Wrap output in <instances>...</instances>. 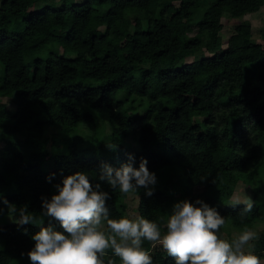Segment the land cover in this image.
<instances>
[{
  "label": "trees",
  "instance_id": "obj_1",
  "mask_svg": "<svg viewBox=\"0 0 264 264\" xmlns=\"http://www.w3.org/2000/svg\"><path fill=\"white\" fill-rule=\"evenodd\" d=\"M263 6L0 0V264H31L41 226L63 231L42 216V199L77 171L109 193L110 218H129L126 199L135 194V218L157 223L162 234L175 203L200 199L225 218L227 236L258 233L245 250L263 264L264 30L256 39L240 20L225 36L223 22ZM142 158L156 176L150 196L143 188L125 195L99 179L103 164L138 168ZM4 200L26 206L42 225L6 221ZM248 200L253 208L242 216ZM142 247L153 264H175L159 244ZM105 258L120 261L111 251Z\"/></svg>",
  "mask_w": 264,
  "mask_h": 264
},
{
  "label": "clouds",
  "instance_id": "obj_2",
  "mask_svg": "<svg viewBox=\"0 0 264 264\" xmlns=\"http://www.w3.org/2000/svg\"><path fill=\"white\" fill-rule=\"evenodd\" d=\"M108 147L114 149L115 145ZM99 179L125 195L143 188L150 196L156 183V176L149 171L144 158L138 168L131 162L118 169L103 164ZM56 188L58 192L50 200L42 199V216L58 221L63 231L51 225L41 226L32 235L35 245L27 253L31 264H105L109 251L121 264H153L150 253L142 247L144 241L162 246L175 264H262L259 256L245 250L250 241L259 238L258 233L245 228L231 242L222 239L219 233L225 218L200 199L195 203L188 200L175 203L166 221L167 231L162 234L157 223L143 216L110 218L106 206L109 193L100 191L99 184L94 190L88 175L82 171L66 176ZM4 203L8 204L7 200ZM244 205L242 216L253 208L251 200ZM8 214L17 225H42V218L28 212L26 206L17 209L8 204ZM108 264H112L110 259Z\"/></svg>",
  "mask_w": 264,
  "mask_h": 264
},
{
  "label": "rangeland",
  "instance_id": "obj_3",
  "mask_svg": "<svg viewBox=\"0 0 264 264\" xmlns=\"http://www.w3.org/2000/svg\"><path fill=\"white\" fill-rule=\"evenodd\" d=\"M240 20H245V21H248L249 23H251L253 25V27L255 28L254 37L256 39L261 38V29L264 30V6L259 11H257L256 13L246 14L240 18L232 19V18H225L224 17L223 22H226V24H227L226 30L224 31V35L227 36L231 32L233 25L236 24L237 22H240ZM11 109H13V108H11ZM125 144L128 148H134V149L137 148V144H135L129 138L125 140ZM47 168H49V166H47ZM138 200H139L138 195H135V194H130L129 198L126 199V203H127V207H128V215H129L130 219L135 218V216L137 215L134 208L137 207ZM15 216H16V218H18L19 213H16ZM6 221L13 222V220L10 219L9 216H7ZM257 228H259V227H257ZM219 235L222 239H225V240H228L229 237L233 238L232 235L227 236V233L225 231H220ZM246 246L248 247V245H246ZM246 246H245V248H247ZM109 259L110 258H105V264H108ZM111 261H112V264H121L120 261L119 262H116L114 260H111ZM263 264H264V261H263Z\"/></svg>",
  "mask_w": 264,
  "mask_h": 264
}]
</instances>
